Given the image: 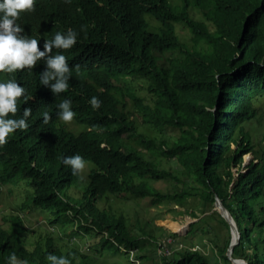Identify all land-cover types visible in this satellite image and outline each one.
Segmentation results:
<instances>
[{
    "label": "trees",
    "instance_id": "obj_1",
    "mask_svg": "<svg viewBox=\"0 0 264 264\" xmlns=\"http://www.w3.org/2000/svg\"><path fill=\"white\" fill-rule=\"evenodd\" d=\"M147 16L157 22L155 29ZM15 23L40 49L56 31L72 29L77 38L70 48L52 50L69 66V86L57 95L39 82L43 59L31 69L0 72V79H15L29 97L17 98L14 118L31 108L28 126L0 145V197L7 185L26 182L31 189L19 210L0 218V264H8L12 252L27 264H50L49 253L66 256L69 264H120L65 248L50 234L29 246L30 204L48 213L49 227L78 220L80 231L100 236L103 249L126 255L130 264L136 263L132 249L140 264H219L216 255L233 264L226 255L230 226L214 209L216 195L241 234L233 256L264 264V140L254 135L262 119L257 101L264 97V0H34ZM179 25L190 33V43ZM135 80H142L144 95L137 94ZM93 96L100 101L95 109ZM64 99L71 102L73 126L57 115ZM74 154L93 162L84 198L71 191L80 173L63 164ZM152 181L167 182L170 189H157ZM126 193L154 204L175 201L181 208L199 202L207 215L200 218L191 208L197 218L191 227L201 221L204 228L182 236L169 232L174 252L167 256L161 238L135 230L121 209L99 206ZM216 217L219 225L213 226L209 220ZM211 229L225 242L212 247L213 260L194 239Z\"/></svg>",
    "mask_w": 264,
    "mask_h": 264
},
{
    "label": "rangeland",
    "instance_id": "obj_2",
    "mask_svg": "<svg viewBox=\"0 0 264 264\" xmlns=\"http://www.w3.org/2000/svg\"><path fill=\"white\" fill-rule=\"evenodd\" d=\"M173 2L175 4H179L180 0H173ZM147 18L149 19L152 27L155 29L157 27V22L149 16H147ZM178 30L184 42L190 43V33H188L186 29H183L181 25H179ZM142 83V80H135V84L137 85V94L139 95H144L146 91L144 89L145 85ZM115 94L119 99L126 100L121 92H115ZM257 105L259 114L262 117L261 124L258 127H255L254 124H252V126L256 128L254 131L255 139L262 142V140H264V97L257 101ZM130 108L134 110L131 104ZM138 121L139 123H142L140 119H138ZM67 123L70 126L74 125L72 121H67ZM92 165L93 162L85 161V167L80 171V178L77 181V184L71 188V191L75 192L77 198L85 197L84 193L86 192L89 183V167ZM151 183L157 189L159 188L162 191L170 189V184L167 182L152 181ZM30 192L31 189L28 187L26 182H22L17 186H4L2 189L3 194L0 197V218L15 212L16 209L19 210L20 205L27 201L30 197ZM100 203L105 207H113L117 210L121 209L124 212V215L127 216L131 227L138 232H140L138 229L143 228L154 236L155 239L165 237L169 232H176L177 229L184 230L183 232H180L184 234L192 230V227H197V232H199L198 230L200 227L204 228V222L201 221H198L191 227V223L197 220L191 216V208L192 210L194 209L200 218L205 219L206 217L204 216L207 215V213L202 214L199 208V202L195 203L194 201H187L185 207L181 208L176 205L175 201H163L161 203L154 204L150 198H142L129 193L119 196H109L104 201L99 202V206L101 207ZM219 220L220 217H216L214 220H209V223L213 226H217L219 225ZM47 221L48 213L41 211L30 204L26 212V222L28 223L30 230H33L34 235L31 233L27 238L29 246L40 237L44 240L48 234H50L53 235L56 241L63 247L81 248L84 251H88V253L91 254L98 262L105 263L108 261H118L120 264H130L126 255H120L119 253L114 254L103 249L98 243L100 236H97L93 232L80 231V222L78 220H76V223L74 224L66 221L54 225L51 224L50 227ZM4 225L7 226L6 224ZM61 231L63 233L59 234ZM194 239L195 243H199V241H201L199 245H196L197 248H203L206 253L211 251L209 256H212V260L215 256V251L212 250V247L219 249L225 243L224 237L221 235L218 239L214 238L212 229L211 232L207 234L195 235ZM232 239L234 240L233 234L231 235V240ZM70 240H72V243L69 242ZM161 243L163 246L164 240H161ZM91 245L92 247H90ZM155 245L153 244L154 248L157 249V246ZM144 246L150 248L147 243H145ZM179 247L182 248V245L179 244ZM121 248H123V246H121ZM152 252L154 255L155 249ZM173 252L174 249H170V253L168 254H173ZM216 258L215 261L219 264H227L224 259H220L219 255H216ZM145 264L149 263L146 261ZM156 264H164V261L157 259Z\"/></svg>",
    "mask_w": 264,
    "mask_h": 264
},
{
    "label": "clouds",
    "instance_id": "obj_3",
    "mask_svg": "<svg viewBox=\"0 0 264 264\" xmlns=\"http://www.w3.org/2000/svg\"><path fill=\"white\" fill-rule=\"evenodd\" d=\"M34 0H0V72L13 73L18 69H31L37 61L43 59L46 67L39 73V82L51 89L54 94H59L68 88L69 66L65 56L53 49H67L76 42L77 33L68 29L66 32L56 31L51 39H46L43 49L38 48V40L35 37L21 35V27L15 23L20 12L31 11ZM83 27V26H81ZM49 53H51L49 55ZM29 97L25 95L24 87L15 79H0V145L6 143L10 133L16 129H24L28 125L26 119L31 114V108L25 107L20 118H14L17 112V98ZM68 99L62 100L57 108V115L62 121H70L73 118V110ZM90 104L95 109L100 105L97 97L90 98ZM13 114L10 116L9 114ZM49 120V113H43V122ZM63 164L71 168L74 175L80 173L85 167V160L79 154L66 156ZM46 259L50 264H69L66 256H57L49 253ZM8 264H27L25 260L17 258L15 252L7 257Z\"/></svg>",
    "mask_w": 264,
    "mask_h": 264
},
{
    "label": "water",
    "instance_id": "obj_4",
    "mask_svg": "<svg viewBox=\"0 0 264 264\" xmlns=\"http://www.w3.org/2000/svg\"><path fill=\"white\" fill-rule=\"evenodd\" d=\"M215 209L219 210V212L222 214V216L227 220L229 223L230 229H231V235L233 232L237 233V239L234 241L231 240L229 247L227 249V256L232 261L233 264H247V262L244 259L235 258L233 256V250L234 247L239 243L240 240V232L238 230V227L236 225V222L231 214V212L225 207L224 203L222 202L221 198L216 195V202H215Z\"/></svg>",
    "mask_w": 264,
    "mask_h": 264
},
{
    "label": "bare ground",
    "instance_id": "obj_5",
    "mask_svg": "<svg viewBox=\"0 0 264 264\" xmlns=\"http://www.w3.org/2000/svg\"><path fill=\"white\" fill-rule=\"evenodd\" d=\"M218 196V195H217ZM219 197V196H218ZM215 202H216V197H215ZM216 205V204H215ZM226 207V206H225ZM227 208V207H226ZM228 209V208H227ZM215 210H217V209H215ZM219 211V210H218ZM220 213V212H219ZM221 214V213H220ZM232 214V213H231ZM222 215V214H221ZM233 216V215H232ZM234 218V217H233ZM197 219V218H196ZM235 220V219H234ZM227 221V220H226ZM236 222V221H235ZM180 224V223H179ZM189 224V223H188ZM237 225V224H236ZM184 229V228H183ZM239 230V229H238ZM178 231V232H177ZM184 230H182V229H177L176 230V232L179 234V235H185L186 233H184V234H182V233H180V232H183ZM230 231H231V229H230ZM240 232V231H239ZM233 236H234V241L237 239V233L236 232H233ZM240 237H241V234H240ZM166 238L167 237H161V239L162 240H164V242L166 241ZM172 241V238L170 237L169 239H168V242H169V244H165V246H166V248L164 249V254L165 255H171V254H168V253H170V249H172V245L173 244H171L170 245V242ZM240 241V240H239ZM177 243H180V242H174V244H177ZM155 246H157V249H159L160 247H161V245H160V241L159 242H157V244L155 245ZM203 249V248H202ZM226 255H227V253H226ZM228 257V256H227ZM137 258V257H136ZM235 258H237V257H235ZM240 259H242V258H240ZM138 260L141 262V259H139L138 258ZM232 262V261H231ZM247 262V261H246ZM134 264H136V263H134Z\"/></svg>",
    "mask_w": 264,
    "mask_h": 264
},
{
    "label": "built area",
    "instance_id": "obj_6",
    "mask_svg": "<svg viewBox=\"0 0 264 264\" xmlns=\"http://www.w3.org/2000/svg\"><path fill=\"white\" fill-rule=\"evenodd\" d=\"M162 248L165 249L166 246L163 245ZM136 252H137V251H136L135 249H132V250H131V259H132L133 261H135L136 264H140V261L135 257V253H136Z\"/></svg>",
    "mask_w": 264,
    "mask_h": 264
}]
</instances>
